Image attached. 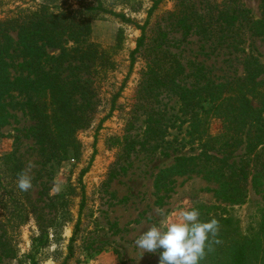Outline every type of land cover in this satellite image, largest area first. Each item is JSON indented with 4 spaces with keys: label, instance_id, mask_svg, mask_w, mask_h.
<instances>
[{
    "label": "rangeland",
    "instance_id": "obj_1",
    "mask_svg": "<svg viewBox=\"0 0 264 264\" xmlns=\"http://www.w3.org/2000/svg\"><path fill=\"white\" fill-rule=\"evenodd\" d=\"M82 1L93 0H0V19L16 17L45 2L59 4L63 9H77ZM102 1L105 7L125 14L139 25L146 20L153 3V0ZM207 1L204 0L205 4ZM176 2L162 0L157 4L149 17L146 34L150 39L160 30L166 32L165 48L185 66L187 84L204 86L211 81L241 78L249 56L264 63V35H252L244 24L237 23L225 39L183 35L169 17ZM239 2L250 17H261L260 0ZM139 35L140 30L134 23L123 22L111 14L91 19L87 38L100 49L108 50L113 66L103 70L102 78L96 80L98 105L89 127L75 135L78 144L75 156L65 160L42 156L33 140L24 135L32 121L22 105V96L12 92L4 98L0 154L15 153L13 159L16 158L14 161L21 166V171L29 162L35 167L30 172L33 188L28 194L32 203L25 220L13 228L3 223L10 231L15 255L5 256L4 247L0 246V264H59L68 254L72 235L73 255L67 264H159L162 249L141 256L135 239L152 224L159 226L162 220L175 219L174 214L181 209L190 210L199 203H219L209 190L216 183L204 178L202 172L173 175L155 186L160 169L170 167L177 155L197 153L198 146L187 134L190 118L183 113L176 94L166 88L155 89L147 106L146 102L142 103L140 82L149 59L148 49L135 54L130 68V52ZM47 51L50 55L59 53L53 47ZM123 82L114 110L97 129ZM252 104L257 106L258 102L252 100ZM146 108L154 109L161 116V126L165 129L161 139L144 142ZM261 117L264 119V112ZM223 126L222 119L211 118L208 122L212 134L220 132ZM241 153L243 146L234 152V159L238 160ZM86 167L80 183V171ZM81 185L85 198L79 213ZM56 187L60 190H54ZM16 192L22 199V191ZM226 206L241 228L258 223L264 214V178L256 185L248 184L243 203ZM160 209L165 216L158 215ZM34 212L41 215V223L48 233L44 245L36 240L39 231Z\"/></svg>",
    "mask_w": 264,
    "mask_h": 264
},
{
    "label": "trees",
    "instance_id": "obj_2",
    "mask_svg": "<svg viewBox=\"0 0 264 264\" xmlns=\"http://www.w3.org/2000/svg\"><path fill=\"white\" fill-rule=\"evenodd\" d=\"M161 1L153 0L142 25L105 7L102 0L79 2L77 9H63L59 4L45 2L16 17L0 19V117L4 98L16 92L22 96V105L32 121L24 135L33 140L41 155L56 160L77 155L75 135L80 129L89 127L98 105L96 80L102 78L103 70L113 66L108 50L100 49L87 38L91 19L111 14L123 22L134 23L140 35L130 52V68L137 52L143 48L149 51L140 82L142 103L146 102L147 106L155 89L166 88L176 94L183 113L190 118L187 134L198 146L197 153L177 155L170 167L160 169L155 186L173 175L202 172L204 178L216 183L217 186L209 190L219 203H199L194 208L199 210L202 222L212 218L219 221L217 239L220 243L213 245L214 251L200 264H264V214L258 223L243 229L226 209V204L243 203L248 184L256 185L264 178V119L261 117L264 112V63L249 56L241 78L219 83L211 81L204 86L187 84L185 66L165 48L166 32L160 30L150 39L146 34L149 17ZM260 2L262 15L256 19L248 15L239 0H208L206 4L204 0H177L169 17L183 35L225 39L240 23L252 35L261 36L264 35V0ZM48 47L59 49V53L50 55ZM124 84L113 95L109 111L97 129L114 110ZM252 100L258 105H253ZM211 118L222 119L224 123L216 134L208 130ZM143 121L144 142L165 135L161 116L154 109H147ZM242 146L243 153L235 160L233 154ZM14 154H0V246L4 247L7 257L15 254L10 231L3 223L10 228L21 224L32 203L28 192H22V199L16 192L21 191L17 187L21 166L15 163ZM86 171L87 167L80 171V183ZM80 189L79 213L85 198L82 185ZM34 214L39 231L36 240L44 245L48 233L41 223V215ZM78 224L79 219L75 229ZM73 240L74 235L69 239L67 256L59 264H67L73 255Z\"/></svg>",
    "mask_w": 264,
    "mask_h": 264
},
{
    "label": "clouds",
    "instance_id": "obj_3",
    "mask_svg": "<svg viewBox=\"0 0 264 264\" xmlns=\"http://www.w3.org/2000/svg\"><path fill=\"white\" fill-rule=\"evenodd\" d=\"M35 167L29 162L26 168L18 173L17 187L22 192L33 188L30 172ZM54 190L59 191V187ZM158 215L165 216L163 209L158 210ZM175 219L162 220L157 226L152 224L143 231L137 239L135 246L145 252H159V264H200L209 252L214 251L213 245L220 243L217 239L220 230L219 221L212 218L202 222L198 209H181L175 213Z\"/></svg>",
    "mask_w": 264,
    "mask_h": 264
}]
</instances>
